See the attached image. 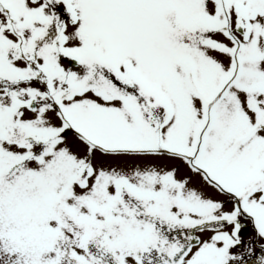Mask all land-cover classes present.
Listing matches in <instances>:
<instances>
[{
  "label": "snow or ice",
  "instance_id": "1",
  "mask_svg": "<svg viewBox=\"0 0 264 264\" xmlns=\"http://www.w3.org/2000/svg\"><path fill=\"white\" fill-rule=\"evenodd\" d=\"M0 264H264V0H0Z\"/></svg>",
  "mask_w": 264,
  "mask_h": 264
}]
</instances>
